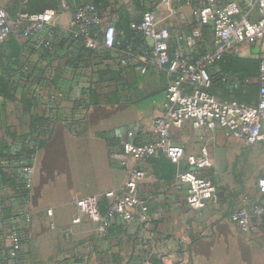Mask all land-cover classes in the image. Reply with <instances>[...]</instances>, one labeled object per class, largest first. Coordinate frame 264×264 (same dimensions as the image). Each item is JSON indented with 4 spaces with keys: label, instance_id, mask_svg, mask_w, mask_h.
Here are the masks:
<instances>
[{
    "label": "crops",
    "instance_id": "obj_1",
    "mask_svg": "<svg viewBox=\"0 0 264 264\" xmlns=\"http://www.w3.org/2000/svg\"><path fill=\"white\" fill-rule=\"evenodd\" d=\"M27 1L0 0V7L10 16L17 15ZM52 1L56 7L57 2ZM107 1L108 5H101L105 23L114 20L118 33L121 5L131 14L132 22L140 21L149 7L154 8L158 25L171 30L172 51L178 37L193 30L192 10L200 2L176 0L171 6L161 0H141L143 6L138 7L137 0ZM171 8H179V13L172 14ZM73 29L71 12L60 10L52 24L35 37L3 42L0 56V79L5 88L0 92V165H4L0 176L8 213L19 208L21 199V173L15 168L24 160L16 154L25 147L21 151L25 155L28 145L36 144V132L31 129L34 120L50 119L45 144L38 149L35 161L32 218L24 231L25 264H154L147 255L149 233L138 215L128 223L116 218L105 236L98 233L97 224L90 218L84 217L78 224L72 219L78 198L96 195L100 202L110 203L106 192L123 187L129 168L137 162L125 155L119 136L134 128L137 141L153 137L154 119L163 112L165 89L172 74L168 69L142 73L130 68L123 79L128 93L120 101L114 81L102 75L105 70L122 68L117 62L122 50L104 47L101 27L98 46L74 56L73 46L66 42ZM206 30L210 42L211 26ZM39 37L51 40L57 51L35 47ZM262 40L246 42L237 55L256 57ZM151 71L153 77H160L162 86L146 92L141 90L142 81ZM250 82L254 84L252 90H232L219 80L212 81L210 89L223 99L256 103L257 76ZM93 97L95 103L91 104ZM82 100L85 105L80 106ZM171 140L185 148V156L201 155L202 149L208 148L212 165L199 174L214 183L216 192L214 199L193 210L187 204V185L177 180V170L188 168L185 157L178 165L165 158L140 162L146 172L141 195L155 234L151 240L158 243L159 252L166 254L163 264H264V223L260 226L255 221L254 230L243 232L230 219L239 208L253 214L261 199L253 179L261 168L257 172L253 168L264 163V145L249 146L221 129L196 128L191 120L172 127ZM248 154L259 161L246 172L243 156ZM69 226L72 232L67 237L64 230ZM180 239L189 244L184 253L176 250ZM9 251L7 240L0 236V264H8Z\"/></svg>",
    "mask_w": 264,
    "mask_h": 264
},
{
    "label": "built area",
    "instance_id": "obj_2",
    "mask_svg": "<svg viewBox=\"0 0 264 264\" xmlns=\"http://www.w3.org/2000/svg\"><path fill=\"white\" fill-rule=\"evenodd\" d=\"M55 1L58 4L56 7L35 13L19 12L13 17L0 7V42L10 37L33 38L52 24L60 10H65L72 14L73 45L82 41L86 47L96 48L99 44L97 30L101 27L104 47L114 49L119 44L114 20L105 23L104 14L94 3ZM161 1L172 6L176 0ZM171 13L178 14L179 8H171ZM192 14L193 30L178 37L173 51L170 48L171 30L168 26L158 25L154 8L149 7L140 21L132 22L131 27L140 34L139 38L122 50L117 62L120 66L137 65L142 73L152 69L170 71L172 75L165 89L163 112L154 119L151 139L137 141L134 128H128L119 136L125 155L137 163L129 168L128 178L119 191L106 192L110 199L108 210L102 214L100 198L90 195L76 200V214L72 219L73 224H78L84 217L90 218L97 224L98 233L104 236L114 219L128 223L138 215L150 237L148 257L164 258L166 254L159 252L156 249L158 243L151 240L155 234L151 230L148 206L140 190L146 176L141 161L163 154L178 165L185 157L188 168L177 170V180L187 185V204L193 210L202 208L214 199L216 192L214 183L199 174V171L212 165L208 148L204 147L201 155L185 156V148L171 140L172 127L182 126L191 120L196 128L221 129L227 136L235 137L249 146L264 145V55L260 58L256 103L223 99L210 91V69L219 60L225 55L239 54L246 42L264 38V0H200L193 7ZM210 26L213 38L208 42L206 29ZM33 45L54 50L53 42L45 38H37ZM248 83L250 79L246 78L241 86L246 87ZM28 148L24 163L15 168L21 173V199L17 202L19 208L11 213H8L9 203L2 193L4 182L0 176V236L9 245L8 264L26 262L24 231L32 218L31 194L37 157L36 146L30 143ZM0 166L4 169V165ZM257 185L261 199L254 206L253 214L247 208H239L230 214V219L243 232L254 230L255 221L257 224L264 221V177L258 179ZM48 214H51V210ZM64 232L68 237L72 226ZM186 249L187 243L180 239L177 252L182 253Z\"/></svg>",
    "mask_w": 264,
    "mask_h": 264
},
{
    "label": "trees",
    "instance_id": "obj_3",
    "mask_svg": "<svg viewBox=\"0 0 264 264\" xmlns=\"http://www.w3.org/2000/svg\"><path fill=\"white\" fill-rule=\"evenodd\" d=\"M94 4L100 9V11L103 13L104 10L103 6L108 5L109 2L107 0H94ZM137 5L138 7H142L143 5L141 4V0H137ZM55 6V3L52 0H28L26 4H24V12H29V13H35V12H40L45 10L46 8L49 7H53ZM20 11V12H23ZM16 14H11V16H15ZM119 17H120V21L118 23L119 25V31L120 33H118V29H117V40L119 42V44L117 45L118 47V51L120 50H126L127 46L129 44H131V42L136 41L139 38V33L137 32V30L133 29L131 27L132 24V16L129 13V11L125 8L124 5H121L119 8ZM97 34H99V31L97 30ZM15 37H10L9 39H12ZM72 35H70L67 38V44L70 43L73 47V55L77 56L79 55L78 53L80 52H84L86 50H89V47H86L84 42L80 41L78 42V44L73 45L72 44ZM8 39V40H9ZM11 41V40H10ZM5 42V41H3ZM3 42H0V56H1V52H2V47L4 45ZM68 46H70L68 44ZM41 48V47H39ZM44 47H42L43 49ZM46 49V48H44ZM58 46L54 45V50L57 51ZM48 50V49H46ZM260 58L257 57H246V56H239V55H225L221 60H219L217 62V64L212 67L210 69V76L212 78V81L215 80H219L222 81L223 83H227L229 84V86L232 88V90H236V89H241V88H250L251 83H248L246 85V87H242V83L246 78H251V77H256L259 74V69H260ZM122 68H119L117 70H113V69H108L105 70V72L103 73L102 77L106 76L107 81H114V85L117 88V92L116 93H120L119 95H117L116 97L120 100L123 101L124 97L126 96L125 93H128V86L126 84L125 81H123V79H125V74L127 73L128 70L132 67L137 68V65H129V66H121ZM29 70L27 69V72ZM25 72V74L27 73ZM32 74H30L31 76ZM30 76H28V82L32 83L31 78H29ZM124 77V78H123ZM30 79V80H29ZM141 79V78H139ZM138 79V81H139ZM10 85L11 82H8ZM235 84H238L239 86H235ZM253 84V83H252ZM5 88H4V84L3 81L1 82L0 79V92H4ZM94 91V90H93ZM211 91V89H210ZM128 98V97H127ZM95 97H93L91 99V104H94ZM240 100V99H239ZM85 100L81 101L80 106L81 105H85ZM90 103L86 104L89 105ZM49 118H39L34 120V123H32L31 125V129L32 132H36V136L33 138L36 142V151L38 152V149H40L41 147L44 146L45 141H46V135L48 132V126H49ZM119 140V139H118ZM120 142V140H119ZM26 150L25 147L22 148L21 151ZM17 152L16 157L23 159L25 161V156L27 155V153L29 152V148H27V153H25V155L23 153ZM157 158H165L167 159V161L173 163L169 158H167L165 155L161 154L159 156H155V157H150L147 158V160H150L153 162V160H156ZM1 167V166H0ZM2 169V167H1ZM143 198V197H142ZM144 199V198H143ZM145 200V199H144ZM108 201H104V202H100V212L102 214H104L109 207ZM115 220V219H114ZM264 223V221H263ZM112 225V224H111ZM110 225V226H111ZM260 226L262 224H259ZM109 226V227H110ZM108 227V229H109ZM108 229H107V233H108ZM107 233L105 235H107ZM104 235V236H105ZM189 248V244H187V249ZM186 249V251H187ZM184 251V252H186ZM182 252V253H184ZM150 260L154 263V264H163V259L161 257H157V256H151L149 257Z\"/></svg>",
    "mask_w": 264,
    "mask_h": 264
},
{
    "label": "rangeland",
    "instance_id": "obj_4",
    "mask_svg": "<svg viewBox=\"0 0 264 264\" xmlns=\"http://www.w3.org/2000/svg\"><path fill=\"white\" fill-rule=\"evenodd\" d=\"M116 4V3H115ZM255 46V45H254ZM256 46H258V45H256ZM257 51H259L258 52V54L256 55V57L257 56H260V55H264V40H262L261 42H260V44H259V49H257ZM151 73H153V71H151V72H149L148 74H145L144 75V78H143V81H142V87H141V90H143V91H146V92H151V91H153V90H156V88H159L160 86H162V84H161V80L159 79L160 77H153L152 76V74ZM159 74V73H158ZM251 79V78H250ZM251 83V82H250ZM254 88V84H252L251 83V85H250V88H249V90H252ZM137 96H139V93H138V95ZM262 147V146H261ZM263 150V151H262ZM262 150H261V152H262V154H264V147H262ZM260 153V152H259ZM243 158H244V160H246L245 161V163H246V166H245V171L247 172V170H249V167L250 166H252L253 164H255L256 163V161H259V160H256L255 158H252L251 156H250V154H248V155H245V156H243ZM242 158V159H243ZM259 168H261L260 170H259ZM254 171H258L259 172V174H257V175H255V176H253V179H254V181H255V184H257V182H258V179L260 178V177H262V176H264V163L263 164H261V165H259V167L257 166V167H255L254 166ZM253 171V170H252Z\"/></svg>",
    "mask_w": 264,
    "mask_h": 264
}]
</instances>
